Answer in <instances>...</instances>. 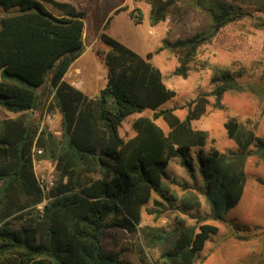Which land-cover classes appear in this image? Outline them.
<instances>
[{
	"label": "trees",
	"instance_id": "trees-1",
	"mask_svg": "<svg viewBox=\"0 0 264 264\" xmlns=\"http://www.w3.org/2000/svg\"><path fill=\"white\" fill-rule=\"evenodd\" d=\"M143 1L150 6L151 26L180 8V0ZM190 1L211 25L207 32L163 41L164 48L178 55L180 65L173 75L182 77L196 49L244 15L221 1ZM0 10V108L18 114L0 120V264H129L117 250L119 240L138 233L145 248L163 246V262L153 264H195L206 242L218 233L217 226H178L163 233L147 232L139 225L152 194L166 199L161 190L164 180L187 187L166 172L171 158L179 159L196 185L192 149H200L196 161L204 183L201 193L210 205L211 218L223 221L240 201L244 164L255 137L230 118L224 129L239 151L211 150L204 156L201 148L208 134L192 127L205 114L208 97L219 106L224 93L235 87L228 71L215 70L214 88L189 103L180 120L174 109L159 110L175 97L159 69L101 34L108 48L102 57L106 82L96 96L89 97L65 80L84 52L86 9L58 0H0ZM218 81L223 83L215 84ZM46 104L61 116L59 139L26 116ZM144 111L152 112V117L136 119L135 136L125 141L118 133L121 123ZM256 141L264 153V143ZM34 151H41L38 160L54 163L57 178L41 210L38 206L45 196L33 170ZM12 222L18 227L13 228Z\"/></svg>",
	"mask_w": 264,
	"mask_h": 264
},
{
	"label": "rangeland",
	"instance_id": "rangeland-1",
	"mask_svg": "<svg viewBox=\"0 0 264 264\" xmlns=\"http://www.w3.org/2000/svg\"><path fill=\"white\" fill-rule=\"evenodd\" d=\"M58 1L88 11L84 20V52L65 76V80L70 84L74 82L77 89L94 97L104 87L107 70L102 57L108 48L100 35L105 34L159 69L166 87L175 92V97L160 106L159 110L174 109L180 120L184 119L189 103L214 88L212 78L215 70L228 71L235 87L224 93L219 106L215 105L213 97H208L205 114L192 122L194 129L208 134L207 143L201 148L204 156L211 150L219 154L239 151L236 142L227 136L224 129L225 122L230 118L242 126L243 132H251L256 140L264 143V0H214L231 5L244 15L196 49L193 60L187 64L186 77L173 75L180 65L178 55L164 48L163 41L174 42L208 31L211 21L193 7L190 0H180L179 10L155 26L150 25V6L143 0ZM45 7L59 15L51 6ZM0 15H3L1 10ZM152 114L144 111L128 116L118 128L120 137L125 141L133 138V122L139 117L151 118ZM17 116L0 108V120ZM26 116L38 123L40 130L60 138L61 116L57 110H49L48 104L41 105ZM155 123L164 132L168 131L161 120ZM256 140L249 146L251 154L244 164L242 197L226 212L223 221L211 218L210 205L201 193L204 183L196 161L200 149H192L190 160L195 168L196 185L181 167L179 159L171 158L166 172L171 179L187 187L164 180L161 190L166 199L152 194L142 211L139 228H147V232L158 229L168 233L178 226L198 228L203 223L212 224L219 231L206 242L195 264H264V153L256 146ZM39 154L34 151V158L41 163L47 176L52 177L54 186L57 179L55 165L49 160H38L36 156ZM154 201L162 205L156 206ZM152 210L159 213L150 214ZM12 224L13 228L18 227L16 222ZM117 250L129 264L163 262V246L158 243L152 248H145L141 233L122 237Z\"/></svg>",
	"mask_w": 264,
	"mask_h": 264
},
{
	"label": "built area",
	"instance_id": "built-area-1",
	"mask_svg": "<svg viewBox=\"0 0 264 264\" xmlns=\"http://www.w3.org/2000/svg\"><path fill=\"white\" fill-rule=\"evenodd\" d=\"M37 153H41V151H37ZM33 170H34L37 182L42 190V193L45 196L43 202L38 206V209L41 210L42 207L47 202L48 194L53 187V180H52V177L47 176L45 169L42 167L40 162L35 160L34 156H33Z\"/></svg>",
	"mask_w": 264,
	"mask_h": 264
},
{
	"label": "crops",
	"instance_id": "crops-1",
	"mask_svg": "<svg viewBox=\"0 0 264 264\" xmlns=\"http://www.w3.org/2000/svg\"><path fill=\"white\" fill-rule=\"evenodd\" d=\"M77 70L78 69L76 68L75 71H77ZM71 84L77 88V86L74 84V82H72Z\"/></svg>",
	"mask_w": 264,
	"mask_h": 264
}]
</instances>
